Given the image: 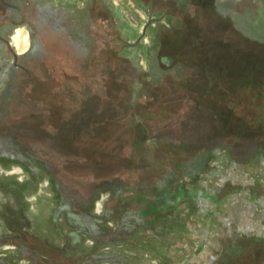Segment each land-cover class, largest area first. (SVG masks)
I'll use <instances>...</instances> for the list:
<instances>
[{
  "label": "rangeland",
  "instance_id": "374dc122",
  "mask_svg": "<svg viewBox=\"0 0 264 264\" xmlns=\"http://www.w3.org/2000/svg\"><path fill=\"white\" fill-rule=\"evenodd\" d=\"M60 1L0 0V33L29 35L25 51L13 46L26 69L0 42V264H180L204 178L264 180V0H104L120 22L100 5L92 23ZM181 85L188 96L166 103ZM193 105L232 109L251 130L200 110L205 134L186 148L135 123ZM204 140L233 146L203 173Z\"/></svg>",
  "mask_w": 264,
  "mask_h": 264
},
{
  "label": "crops",
  "instance_id": "0c3cea01",
  "mask_svg": "<svg viewBox=\"0 0 264 264\" xmlns=\"http://www.w3.org/2000/svg\"><path fill=\"white\" fill-rule=\"evenodd\" d=\"M232 166L239 171L240 165ZM247 177L204 178L201 186L211 198L198 194L197 224L177 251L180 264H264V192L251 189L264 191V180ZM227 183L232 190L225 189Z\"/></svg>",
  "mask_w": 264,
  "mask_h": 264
},
{
  "label": "trees",
  "instance_id": "16d2710c",
  "mask_svg": "<svg viewBox=\"0 0 264 264\" xmlns=\"http://www.w3.org/2000/svg\"><path fill=\"white\" fill-rule=\"evenodd\" d=\"M118 21L120 22L119 17L117 18V22ZM160 60L167 65L172 64L173 62L171 59H169L168 56H162ZM230 69L233 73H236L235 75L238 77V79L239 77H241L239 74L243 73L242 65L235 66L234 68H230ZM187 96H188L187 89L184 87V85H181V86L171 87L169 89L168 95H164V98L166 99V103H169V102L178 101L180 99H185ZM136 98L137 97L134 96V100ZM137 101L138 100L136 99L134 103L137 104ZM151 106H152L151 108H153V112H156L155 114H160L162 112V109L157 108L154 104ZM204 109L208 110V112H210L211 114H214V115L217 114L215 113L214 109H211L206 105H197V106L193 105L191 106L190 109H188V111H186L183 114L177 115V117H172V116L158 117V120L156 121V123L152 125H147L148 123L146 121L143 122L142 116L138 113V111L137 113H135L134 118L136 121L135 123L140 124V126L148 134H150V137L155 138V139L170 137L171 139H174L175 143L178 142L177 144H182V146H185L186 148H188L190 145L193 144L191 142L192 139L198 141L200 140L199 138L202 136V134H205L204 129L206 128L207 123L202 122L201 118L203 117V115H201L202 117L199 115L196 118V115L198 114L197 112H199L200 110H204ZM225 112L227 113L225 115L224 114L219 115V116L216 115V117H218L220 127H223V129L228 132L231 129L233 130L235 125H237V123L240 122L243 128L246 129V131H243L242 134H249V131L251 130V124L245 118L237 117L235 111H233L232 109L225 110ZM224 138L226 139L227 137H224ZM205 142L206 140H204V143L202 141V144L205 145L206 144ZM225 146H233V145L227 140L225 142L214 140L210 144L208 145L206 144V146H200V150L198 151L196 150V153L193 156L194 158L199 159V163L204 162L203 165L201 166V169L204 168L203 173L206 172L208 169L207 167L208 159L210 157H213L216 154L218 155L219 153L218 151L224 148ZM225 155H226L225 158L227 159V162L229 164L232 163L233 159L230 156V154L225 153ZM245 161H248V160H243V161H238V162L239 164H245L246 163ZM176 170L177 171H174L175 173L176 172H179V174L182 173L184 170V162L181 161L177 163ZM50 173H51L52 182H56L55 175L52 172ZM174 192H175L174 189H172L170 186H166V189H165L166 198L172 197L174 195ZM200 192H202L203 196H210L211 198V195H210L211 191H208L207 189L199 185L196 190V195H194L197 201V206H198L197 197ZM179 193L181 196L185 197V194H183V190H180ZM195 215H197V212L195 213Z\"/></svg>",
  "mask_w": 264,
  "mask_h": 264
},
{
  "label": "flooded vegetation",
  "instance_id": "af4514ba",
  "mask_svg": "<svg viewBox=\"0 0 264 264\" xmlns=\"http://www.w3.org/2000/svg\"><path fill=\"white\" fill-rule=\"evenodd\" d=\"M60 2H61L60 4L63 5L62 8L65 14L74 21L84 20L86 22L85 14L88 18L87 13H93L97 11L95 8L100 5H104L106 9L110 10V13L113 14L116 19L118 18L117 10L112 11V9H110L111 7L108 4V2H105L104 0H61ZM76 11H78L77 14H74V12ZM88 19L87 22L92 23L91 20L92 18L91 19L88 18ZM12 38H13V34H11L10 38H7L6 36L0 33V42L5 43L14 56V62H13L14 67L17 69H26V67L19 62V58H20L19 55L17 60L15 59V53L16 52L18 53V51H16L15 48L13 47L14 44Z\"/></svg>",
  "mask_w": 264,
  "mask_h": 264
},
{
  "label": "bare ground",
  "instance_id": "6f19581e",
  "mask_svg": "<svg viewBox=\"0 0 264 264\" xmlns=\"http://www.w3.org/2000/svg\"><path fill=\"white\" fill-rule=\"evenodd\" d=\"M13 44L18 47V50L23 52L29 46L28 31L24 28H18L13 34Z\"/></svg>",
  "mask_w": 264,
  "mask_h": 264
},
{
  "label": "water",
  "instance_id": "95a60500",
  "mask_svg": "<svg viewBox=\"0 0 264 264\" xmlns=\"http://www.w3.org/2000/svg\"><path fill=\"white\" fill-rule=\"evenodd\" d=\"M145 30H146V27H145ZM145 30H144V32H145ZM17 58H18V53L16 52L15 53V59L17 60Z\"/></svg>",
  "mask_w": 264,
  "mask_h": 264
}]
</instances>
